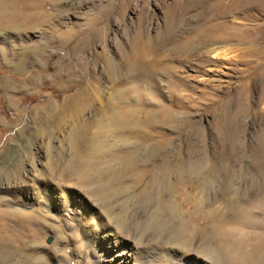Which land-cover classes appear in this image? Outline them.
Listing matches in <instances>:
<instances>
[{"label": "rangeland", "instance_id": "rangeland-1", "mask_svg": "<svg viewBox=\"0 0 264 264\" xmlns=\"http://www.w3.org/2000/svg\"><path fill=\"white\" fill-rule=\"evenodd\" d=\"M161 1L131 0V5H126L127 0H58L52 5L46 0L43 9L54 10L58 16L32 28H0V41L11 37L8 44L0 42V210L7 211L0 224H8V231L2 232L11 236V241L0 240V264H97L95 246L82 237L73 220L54 211L35 212L34 207L20 205L15 209L5 204L4 198L19 190L21 196L26 190L43 189L32 173L55 179L61 190L83 198L87 213L138 247L141 254L137 264H162L159 258H147V253L158 250L168 255L191 253L207 264H221V254L210 238L213 230L194 233L188 223L196 205L202 213H209L210 227L216 225L218 213L230 218L233 212L248 209L257 226L243 229L264 233V0H205L207 5L203 0L200 7L218 5L219 9L231 10L223 19L235 23L239 36L234 39L180 38L189 41L192 50H173L175 55L164 49L156 54L143 48L138 51L143 62L167 65L176 79L184 78L187 86L173 90L182 102L162 100L171 110L183 112L190 125L183 129L179 120V128L154 126L146 132L149 139H141L139 134L134 138L152 147L160 140L168 141L165 156L146 158L144 145L123 149V154L134 152L140 164L149 167L166 158L176 166L191 168L193 185L189 190L194 198L182 204L188 213L181 211L179 201L168 194L169 186L160 181L130 190L114 181L100 182L95 170L84 172L89 175L84 181L78 171L76 150L86 151L97 130L112 128L105 126L101 106L122 85L120 79L114 80L117 77L110 68L123 70L128 65L131 57L126 58L125 53L135 38L143 43L157 38L129 35L136 30L141 7L147 32L155 33L163 19ZM213 46H221L225 55L215 56L208 50ZM3 51L8 52L6 65L2 63ZM67 67L76 70L80 83L75 88L28 80L39 73L51 77L54 70ZM8 76L14 83L1 81ZM89 79L93 82L90 89L100 83L102 94L93 91L96 101L90 107L69 106L68 96ZM229 99L235 104V115L231 116L222 112ZM133 101L138 102V117L143 119L151 106L140 103L138 97ZM129 103L132 99L127 100ZM56 105L64 115L59 125L48 119ZM82 121L90 125L76 147L70 130ZM113 140L110 136L109 141ZM229 204L235 211L229 210ZM194 217L200 224L204 222L200 214ZM258 259L264 262L263 250Z\"/></svg>", "mask_w": 264, "mask_h": 264}, {"label": "bare ground", "instance_id": "bare-ground-1", "mask_svg": "<svg viewBox=\"0 0 264 264\" xmlns=\"http://www.w3.org/2000/svg\"><path fill=\"white\" fill-rule=\"evenodd\" d=\"M49 1H51L52 5H55L58 0ZM161 2L164 6L163 19L157 28H155V33L150 34L147 32L143 14L145 10L144 7H141V14L137 17L135 23L136 30L133 32V35H131L132 33L129 35L157 38H152L150 41L144 43L135 38L128 46V51L124 52L126 58L131 57L127 61L128 65H125L122 68L123 70L121 68L115 69L112 66L110 68V72L114 71V74H116L114 77L117 78L113 77L114 80L120 79L119 82L122 85V88H117L113 92V98L110 101L107 100L101 106L102 111H104V113L101 112V115L103 114V118L107 120L105 126L110 125L112 128L103 131L97 130L89 141L86 151L76 150V157L79 165L78 171L82 173L81 176L84 181H88L89 179V175L86 176L84 173L89 170H95L99 173L97 177L101 179L100 182L102 181L106 184L117 182L126 185L130 190H135L142 185L152 186L155 182L160 181L161 184L169 186L168 194L174 198H171L174 201L175 199L179 201L181 211L188 213L189 209H186L182 204L194 198V194L189 190L193 185V179L190 174L192 172L191 168L176 166L166 158L158 164H153L149 167L146 164H140L134 152L123 154L124 150H135L137 145H144L146 158L155 154L165 156L168 141L160 140L152 147L134 138L139 134L141 139H149V135L146 132L154 126L163 127L164 125H171L179 128V120L183 123V129H186L190 125L188 117L183 112L171 110L170 107L163 104L162 100L166 98L170 99L173 103H181L180 94L178 92L174 94L173 90L176 86L179 91L181 87L184 86L185 88L187 86L184 78L179 77L176 79L178 76L167 65L143 62L139 57L138 51L143 48L156 54L164 49L168 50L171 55H175L173 54V50L178 49L187 53L192 50V47L189 41L180 40V38L225 39L229 41L238 37L239 34L235 23H229L227 20H224V17L231 10L228 12L219 9L218 5L216 7H205L208 3L206 1V5L200 7L203 0H172L168 4L167 0H162ZM45 4L46 0H0V28H32L58 16L54 10L45 11L46 9H43ZM126 5H131V0H127ZM132 6L135 7V4H132ZM10 39L11 37L8 35L3 37L0 42L8 44ZM262 41H264L263 37ZM208 50L214 53L215 56L221 53L222 56L225 55V49L223 50L221 46H213ZM7 56L8 52L3 51V64L8 61ZM107 63L110 64L111 61L109 60ZM54 71L51 77L50 75L48 77L39 73L38 75L30 76L28 80L30 83L49 81L64 89H72L79 85L80 81L79 79L77 80L76 70L67 67ZM1 81L14 83V78H9L8 76ZM92 83V79H89L84 87L69 95L67 99L69 106H71L70 103L74 106L78 104L80 107H84L85 105L90 107L93 105L96 101L93 91L100 95L102 92L99 89L100 87H98L100 83L97 87H94V90H91L90 86ZM164 90H166L168 95L165 94ZM132 95H135L134 97L136 98L138 97L141 100L140 103L149 104L152 107L144 111L143 119L138 117L140 109L137 106L138 102L133 101L134 97ZM128 99H132V103L127 105ZM231 104L229 99L226 105L221 106L222 112L225 113L224 115L229 114L231 116L232 113L235 115L232 111L235 104ZM60 109L61 106L56 105V111L53 109L48 113V119L54 120L57 125L60 124L59 120L64 116ZM235 112L238 111L235 110ZM72 114L75 113L72 111ZM89 125V122L82 121L79 124L75 123L70 130L73 133V141L76 147H79V139L87 133ZM110 136H114L116 140H113V142L109 141ZM31 175L36 182L44 186L43 189L39 191L26 190L21 193V196L19 190L14 196L4 198L7 206H13L15 209H19L17 206L20 205L34 207L37 208L34 209L35 212L54 211L60 217L73 220L76 227L81 231L82 237L95 246L96 253H94V257L97 264H137L136 258L139 256L138 254H141L138 247L134 243L126 242V238L118 235L117 231L112 229L107 223L103 224L99 218L87 213L84 209L83 198L61 190L62 186L55 179L47 180V178L43 179L33 173ZM179 203L177 202L176 204L178 208H180ZM228 208L231 211H235L232 204H229ZM194 210L196 215L200 214L199 219L204 222L200 224L196 220V217H194L195 214L191 216L193 217L192 219L189 218L190 222L187 218L186 220L193 227L194 233L195 231L205 233L207 230H213L211 231L212 235L210 238L216 247L215 249L221 254V264H264V262L258 259L260 251H264V233L255 234L252 230L243 229L245 227L254 228L257 226V221L250 218V210L246 209L245 212L239 213L233 212L234 214L231 213L233 215L230 218H228L229 215L228 217H224L225 214L217 212L218 214L215 217L217 220L214 227H210L207 223L209 213H202L200 205H196ZM16 211L19 214V210ZM6 215L7 211L0 210V217H5ZM7 225L5 222L0 224L1 241H11V236L2 232L9 228ZM147 255L148 259L150 257L159 258L163 262L162 264H207L199 257H193L191 253L180 254L175 252L168 255L167 252H159L158 250L155 253H147Z\"/></svg>", "mask_w": 264, "mask_h": 264}]
</instances>
